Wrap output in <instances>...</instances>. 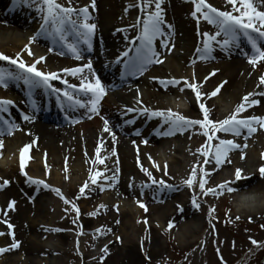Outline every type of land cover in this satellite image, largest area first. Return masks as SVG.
<instances>
[{"label":"bare ground","instance_id":"1","mask_svg":"<svg viewBox=\"0 0 264 264\" xmlns=\"http://www.w3.org/2000/svg\"><path fill=\"white\" fill-rule=\"evenodd\" d=\"M79 2V5L73 4V6L88 5L90 17L87 22L95 25L89 45L83 44L84 46H78V44L79 50L83 49L86 51L93 47H99L101 48L100 57L105 54L114 56L124 51L125 47L130 45L131 42L125 39L126 36L130 38L134 34L139 35L142 23L138 25L137 22L138 20L142 22V20L136 17V11H140L143 8V0H136L134 2L131 0H94V10L89 0H79ZM208 3L222 10H232L231 6L226 4V0H208ZM237 6L239 7V5ZM254 6L258 10H264V0H258ZM0 7L1 9L5 8L3 6ZM12 7L13 5L9 6V8ZM154 7V3L148 6L150 10H154ZM161 7L164 10L163 18L166 22L162 27L165 30L168 43L172 45L171 51L160 49L159 42L161 38L157 37L153 41V45L157 51L162 52L164 59L160 63L153 62L150 64L140 77L124 76L126 79L134 80L131 83L130 92L135 91L137 95V89H139L140 95L138 99L143 102L142 104L138 103V100H135L134 106H131L129 101L121 106L120 102L123 100L124 95L122 97L121 95L116 96L115 84L112 77L113 71L108 67L104 75H101L103 81H100L106 91L103 96V102L98 109V114L88 112L87 108H80L78 106L71 108L69 105L63 113L59 114L55 112L53 114V106L50 105L47 111H43L41 107L38 110L36 109L38 115L39 112L41 113L40 116L42 118H40V122L25 125L19 123L16 113L19 110L27 108L34 110L32 105L33 103H38L39 93L43 91V88L29 89L21 80H9L6 86H0V96L14 102L12 105L7 106L10 113L7 112L4 116L9 121H15L19 125L18 129H13L11 135L5 134L2 137V147H5V150L4 157L0 160V183L4 179H7L9 183L0 188V216L5 215L11 218L12 221H16L17 224L24 220L26 222L29 212H39V208L37 207L36 210V205H34L35 202L37 203L38 198H47L45 195H49V193H51V196H55L49 188H44L42 185L38 188L35 184L26 183L27 178L22 174L20 169V150L22 148L20 146L16 147L19 141H22L23 147L26 144H31L29 149L30 159L27 160L24 171H27L28 175L33 178L45 180L52 188L60 189L63 197H66L70 203H72V198H75L81 208H84L81 211L84 212V216L82 214V217L86 222L89 221L87 220L88 218L97 215L96 212H105L107 224L110 226L108 229L119 228L123 235H126L125 243L127 244L130 235L128 233L129 230L135 236L137 234V230L134 229L135 222H137L140 216H144L151 224L148 222V229H145L146 231H138V234H146L145 232H148L154 238V242H156L158 240V237L155 238L158 234V222L159 224L164 223L167 229L177 228L181 234L182 241L188 242L192 232L190 225L195 220L194 209L192 208L193 195L190 194L186 197V195L180 193L181 191L174 190L179 186H186L184 181L187 179L181 174L186 167L180 160L167 163V175H165L163 171L165 164L160 166L162 170H157L155 166L151 165L150 162L152 160L149 159V155L154 157L159 148L168 146L167 140H164L166 135H157L153 130L157 129L163 133L169 128V124L164 122L163 117L149 118L147 114H139L138 112H133L134 119L129 118L125 106L128 108L147 107L148 109L166 110L168 107L160 103L162 98L187 94L188 96L191 95L193 99L188 100V110L186 112L180 111L179 113L190 118H201L202 113L198 107V101L194 98V91L187 88L183 92L179 91V88L183 87L187 82L181 80V84L178 86L170 85L164 88L158 80L150 79V77L189 79L190 76L187 75L188 66L194 65L192 67L194 69V79L191 78L192 83H197L202 93H211L217 86L222 85L217 95L211 98L204 96L201 102H206L210 109L211 118L224 119L232 114L236 107L243 102L245 95L253 92H264V84H260L258 79L261 73H264V61H257L255 67L249 63L246 64L244 60L246 59L245 54L250 52V46L245 44L233 46L226 52L214 46L209 58H199L200 54L196 50L198 47H202L203 39L199 34L215 32L217 30L215 26L202 18L199 21H195V17L192 16V12L195 11L193 0H163ZM25 8L36 12V9L30 4L25 5ZM1 12L0 46H5L7 52H11L10 47L21 45L25 38L24 36L15 35L10 30L16 29L21 31L30 28L31 23L25 20V16L16 12H10L9 10L6 13ZM197 15L200 16V13H197ZM129 25H137V27H128ZM168 25H171V29L168 28ZM121 29H126V31H121ZM135 42L139 43L138 40ZM49 44L51 47L56 45L50 42ZM242 50L245 54H242ZM33 51L35 50L33 49ZM4 54L13 58L17 55L15 53ZM60 54H63V52L49 55L46 62L47 65L49 64V71H56L60 76H63L64 73L59 72V70L68 67L69 63H65ZM38 56L39 54L37 53L35 58ZM221 57L224 58V62L217 60ZM98 59V57L95 58L91 54L88 58L79 62L78 65L90 63L91 69L95 67ZM117 63H123V60ZM0 68L13 72L17 71L4 60H0ZM86 69L89 70V68L85 67L82 69V73L77 76L65 74L64 78L68 77L69 82L76 85L82 82L81 76L86 77L88 80L97 79L92 77L88 70L84 71ZM248 74L250 75L249 79L246 77ZM76 92L79 94L77 97L83 100V93ZM221 97L228 98L230 102L228 104L227 100L222 99L224 107L227 108L222 114L218 110L219 105L214 102L215 98L218 100ZM255 98L259 99L260 103L247 108V111L241 113L242 116L264 115V96H257ZM88 99H90V94L87 97ZM72 118H75V122H73ZM105 119L108 121L110 132L105 131ZM128 120H133L134 122L131 124L125 123ZM133 126L138 127L139 135L136 134V136L131 137ZM22 130L27 131L26 136L21 134ZM203 132V129L199 131L186 129L183 132L173 130L172 134H169L174 140H196V143L190 150H184L186 151V155L192 152V154L200 156L196 157L195 161L188 163L189 168L192 171L195 168L196 172L202 170L197 164L200 159H204L202 153L205 148L211 152L214 149L208 147V145L218 143L215 139L212 142H208L207 136ZM113 135L115 136V140H113ZM216 135L221 138H233L230 133H217ZM142 139H145L146 143H141ZM235 139L242 147L231 150L227 157V160L230 162L223 163L220 168L210 173V178L204 177V179L210 184L209 187L213 188L223 181L234 182L232 187L236 190L228 192V195L229 197L234 196L233 201L238 206L239 211L242 212L241 219H249L251 217V220L254 222L262 220L264 219V176L261 175L259 169L261 166H264V129L258 127L257 131L246 140L243 136L236 137ZM256 141H258L257 144H255ZM197 149H201V151L197 152ZM97 150H99V157L97 156ZM241 151L244 153L243 157H241ZM156 163H159V161H156ZM141 165H143V169L152 171L153 176L157 180L163 177L168 184L174 187L161 189L159 184H152L151 178L142 169ZM237 168L242 170V176L248 178L236 180L233 174ZM229 172H233V174ZM97 173H99V176H97L96 183L89 184L91 191L86 189L84 193H81L79 191L80 187L85 182H89ZM113 175L117 177L115 181L111 180ZM98 186L100 189H107L106 192L109 190L111 195L109 199H100V202L93 204L94 197L98 194L96 190ZM207 188L205 189L207 190ZM171 190H174V195ZM144 191L147 197L140 198L137 201L142 202L145 207H140L138 210L136 208L132 209L131 205L128 204L129 201H132L136 195ZM252 193L261 196L259 198L252 196L250 195ZM221 197L227 198V193L225 195L222 194ZM54 198L52 201L59 202L60 200L61 203L64 202V199L59 195ZM10 200L15 201L13 208H7ZM24 200L27 202H23ZM91 204L94 206H90ZM63 209L66 208L61 207L60 210H57V213L66 212L67 217H71L69 212ZM89 213H94V215H89ZM175 220L180 222L175 224ZM170 222L172 223V227H169ZM35 226L37 225H21L19 231H14V234L20 236L21 239L25 238L24 242L27 243V248L24 251L28 255L22 254L23 257L18 256L15 259L5 261L3 253L0 254V264L37 263L36 259L38 260V258L34 256V253L38 252L39 249H37L34 240L37 239L39 229L37 228L38 226ZM63 227L64 224L60 223L59 228ZM42 228L47 229L46 226ZM5 232L7 233V230H3V228L1 230L0 226V233ZM29 232H34V240L31 238L28 242V238L24 237V234ZM59 237L63 241L67 238L64 235ZM159 247L149 251V256L145 253L147 259L148 257L150 258L149 261L154 262L156 258L159 259L161 257L162 249L160 248L162 246ZM107 249V254L101 251L98 256L94 257V260H89V264H138V261L142 257L135 253L134 250H113L112 246L109 245ZM44 252H47V250H44ZM101 255H104L102 261L99 259ZM108 256H115L116 261L111 263V261H108L111 257L108 258ZM38 263L41 264V262Z\"/></svg>","mask_w":264,"mask_h":264},{"label":"snow or ice","instance_id":"2","mask_svg":"<svg viewBox=\"0 0 264 264\" xmlns=\"http://www.w3.org/2000/svg\"><path fill=\"white\" fill-rule=\"evenodd\" d=\"M25 3L30 4L36 9L37 16L39 18V27L34 34L36 37L39 36H48L52 39L53 43L62 44L63 47L67 48L69 52L76 58H80V50L78 44L80 41H83L85 45H89L90 38L93 34L95 25L93 23L87 22L89 19V6L83 5L80 7L73 6V0H67V4L59 3L58 0H24ZM195 3V11L192 12V16L196 17L197 21L201 18L207 21L209 24L215 26L217 29L215 32H204L200 33L203 37L202 47L197 48V53L200 54L199 58L207 59L210 57L212 48L219 47L222 51H227L233 46H237L240 39L243 38L246 41L247 45L250 46V52L245 54L242 50V54L246 55V59L249 64L255 67L257 61H264V10H258L255 7V3L258 0H226V4L230 5L232 10H222L215 7L211 3H208V0H193ZM15 3V0H14ZM89 3L92 5L94 10V0H89ZM154 3V10L145 11L144 18L141 21L138 20V25L142 23V28L137 37L131 38V43L129 46L125 47V50L120 52L118 56L115 57V61L120 62L121 57H123V70L121 76H138L143 73L146 68L152 64L160 63L164 57L161 51H157L156 47L153 45V41L160 37L159 47L162 50L171 51L172 45L167 41L165 30L162 27L166 22L164 21V10L161 7L163 0H143V8L147 9L149 5ZM239 5V7L237 6ZM197 13H200V16H197ZM238 13V14H234ZM128 27L135 28L137 25H129ZM168 28L171 29V25H168ZM121 31H126V29H121ZM69 32L73 33L77 40H73L69 43L65 37L69 35ZM219 37V38H218ZM125 39H129L127 36ZM139 41L137 44L135 41ZM32 42V37L29 38V43ZM167 45V47H165ZM25 50L29 56H34L35 54L31 49L26 45ZM52 48H49V51H52ZM214 58V57H213ZM44 56L36 58L32 63H27L22 59V54L18 53L15 58L9 57L8 55L0 52V60L9 61L11 64L15 65L17 71H8L5 68H0V86H6L9 80H22L24 85L29 89L43 88L46 91L51 90L53 94H57V100H60V95L63 94L64 97L70 102L69 107L75 108H87L88 112L93 114H98L99 101L105 95V87L102 86L99 79L88 80L86 77L81 76V83L79 85L71 84L69 85L66 79H63L58 72L56 71H44L41 68H38L37 65L45 61ZM90 69V63L84 65H78L75 67H65L60 69L59 72L65 74H70L72 76H77L81 73L83 68ZM94 76V73H93ZM150 79H156L159 83L167 88L168 86H178L181 84V79L177 78H168L161 79L158 77H150ZM186 79V78H183ZM260 84H264V73H261L259 76ZM55 80H62L64 85H67L66 88H57L52 83ZM223 83V82H222ZM222 86V85H221ZM217 86L211 93H202L200 87L197 83L187 82L183 87L179 88V91L183 92L185 88L191 89L194 91L196 100L198 101V107L201 110V118H190L179 112H174L171 109H148L147 107L143 108H126V112H138L139 114H147L149 118L152 117H163L164 122L169 124V128L163 133L159 132L157 129L153 131L157 135H169L172 134L173 130L183 132L186 129H195L199 131L203 129V134L207 136L208 142L213 141L214 139L218 143L214 145H208V147L213 148V151L205 150L202 155L204 157L203 164L211 165L207 169H203L202 165L200 166L203 171L204 177L210 178V173L220 168L221 165L225 162H230L227 160L228 153L234 149H240L242 145L236 141V137H242L246 140L253 133L257 131V128L264 129V115L262 116H247L244 117L241 113L247 111V108L258 105L260 103L259 99H256L257 96H264V92H253L248 93L243 97V102L240 103L235 111L225 117L224 119H213L210 115V109L207 106L206 102H201L204 96L211 98L212 96L217 95L220 91V87ZM79 89L85 96L90 94V99L82 100L77 96H74L72 92L68 89ZM139 89H137V100L138 103L142 104V101H139ZM14 102L9 99L0 98V147H2V137L3 135H11L13 129H18L19 125L15 121H9L3 113L8 112V105H12ZM34 106V104L32 105ZM20 117L22 120H29L31 118L30 114L26 115L21 112ZM75 122V118H72ZM102 119H104L102 117ZM133 120L125 121V123L131 124ZM105 131H111L108 128V121L104 120ZM246 130V131H244ZM217 133H230L233 138H221L217 136ZM135 134L139 135V130L137 129ZM113 140L115 136L113 135ZM34 143V141H33ZM135 143V141H133ZM141 143H146L145 139L141 140ZM207 144V142H206ZM246 146V145H245ZM31 144H26L20 150V169L22 174L27 178L26 183L35 184L43 186L44 188H49L52 191L56 192L57 195L61 196L64 199L65 203H70L66 197H63V193L60 189L52 188L45 180L33 178L28 175L27 171H24L26 167L27 160L29 157V149ZM204 147V146H202ZM201 149H197V152H200ZM244 153L241 151V157ZM97 156L99 157V150H97ZM210 157V158H209ZM151 160V156L149 155ZM214 161V164H213ZM102 162V161H101ZM157 170H161L160 165L155 161H152ZM47 167V165H46ZM143 169V165H141ZM167 164L165 163L163 171L167 175ZM146 171L147 175L151 178L152 184H159L161 189L163 188H173V185L168 184L163 177L159 180L153 176L152 171L148 169H143ZM118 171V170H117ZM262 176H264V166H261L259 169ZM97 176H93L89 182H85L79 189L81 193H84L86 189L91 191L89 184H95ZM234 176L236 180L247 179L248 177L242 176V170L237 168L234 171ZM197 177L196 169L194 168L191 174V178L184 181L186 185L191 187L194 183V178ZM117 179L116 175L111 177L112 181ZM9 183L7 179H4L0 183V188H3ZM232 181H223L219 183L215 188L208 187L205 191L207 180L200 178L196 180V184L201 190L202 195L213 194L217 195L220 192L227 191L232 192L236 189L232 187ZM141 207L145 205L137 201ZM192 203L194 206L199 207L195 195L193 196ZM15 204L14 200H10L7 208H13ZM72 207L75 209L77 214H79L80 209L77 205L72 204ZM103 207V205H101ZM179 208V206H178ZM67 211V209H65ZM211 211V210H210ZM89 215H94V213H89ZM239 219V217H237ZM251 220V217H249ZM76 223L75 220L72 221ZM4 223H8L7 220ZM145 223L147 220L145 219ZM9 229L13 226L8 224ZM169 227H172V223H169ZM261 227H264L262 225ZM47 231H58L60 229L48 228ZM96 231H99L97 229ZM11 234V233H10ZM80 234H83L82 232ZM3 235V233H0ZM119 239V237H117ZM251 243L258 247H264V243L258 242L255 239L250 238ZM20 242L15 240L13 235V243L6 247H0V254H3L6 251H11L16 249L19 246ZM234 246V242H233ZM77 247H79V241H77ZM101 251L104 254H107V245H105ZM219 253V250H217ZM83 256V253H80ZM95 259V258H93ZM99 259L102 261L104 255H101ZM150 259V258H149ZM222 259V257H221Z\"/></svg>","mask_w":264,"mask_h":264},{"label":"rangeland","instance_id":"3","mask_svg":"<svg viewBox=\"0 0 264 264\" xmlns=\"http://www.w3.org/2000/svg\"><path fill=\"white\" fill-rule=\"evenodd\" d=\"M131 1L134 2L136 0ZM58 2L67 4V0H58ZM73 4L79 5L80 2L79 0H73ZM147 10H150V8L144 9L143 11H136V17L143 20L145 11ZM36 21H38V19H36ZM195 21H197L196 17ZM22 33L25 37L27 35V37L22 41L21 45H19L20 47L12 46L10 47V50L12 51L7 52V48L5 46H0V52L7 54L21 53L23 60L30 63L32 60L34 61L35 55L40 51L35 49L36 45L32 43L33 41L29 43L30 34H27V32ZM26 45L35 54L34 56L28 55L25 50ZM33 49L35 51H33ZM217 60L219 62H224V58L222 57ZM193 66H188L187 75L190 77L189 79H181L183 82H192V79H194V69H192ZM246 77L249 79L250 75L248 74ZM191 98L192 96H188L187 94L169 96L162 98L160 103L165 107H168L166 110L171 109L174 112H186L188 110V100ZM222 99L227 100V103L230 104L228 98L221 97L218 100L217 98L214 99V102L219 105L218 110L221 114L227 109L224 107ZM164 140H167L169 147L166 151L155 154L154 157H151L154 159L151 160L155 162L159 161L158 164L160 166L165 163L167 164L180 160L186 167H184L185 169L181 172V174H183L186 179L191 178L192 170L189 168L188 163L190 161H195V158L200 156L197 154L194 155L192 152L189 155H186V151L184 150H190V148H192V146L196 143V140H174L169 135H166ZM257 143L258 141L255 142V144ZM20 148H22L21 145ZM151 165L154 166L153 163H151ZM201 165L203 169H207L209 167V165L203 164L202 159H200L197 166L200 167ZM229 173L233 174V172ZM200 178H204L202 170L197 172V177L194 178V183L191 187L186 185L184 187L179 186L174 189L175 191H181L180 193H183L186 197L190 194L193 196L195 195L199 205V207L194 205L192 206L194 209L193 212L195 220L191 222L193 223L190 225V230H192V232L191 236H189L188 242L186 243L182 241L180 236L181 234L177 228L167 229L164 223L159 224L157 222L158 234L155 238L158 237V240L156 242H154V238L150 236V233L148 232H145L146 234H138V231H146L149 226L148 222L150 224L151 222L148 221L147 218H144V216H137L139 218L137 222H135L134 228L137 230V234L134 236L132 231L129 230V241H127L128 243L126 244V235H123L119 228L108 229L110 226L107 224L105 212H96L97 215L92 216V218H88L87 220L90 222H86V220L82 217V214L84 216V212L81 211L82 208L75 198H72V203H61L59 199V202L52 201L55 199L54 197H58L57 193L52 191L55 196L52 195V197L50 195L51 193H49V195H45L47 198L41 197L37 199V203L35 202L34 205H36V210L37 207L39 208V212H31L32 214L29 212L26 217V222L24 220L23 222L17 224L16 221H12L11 218H8L5 215L0 216L1 230L2 228L3 230H7V233L5 232L3 235H0V246L2 245L1 247H6L7 245L13 243V235L15 240L20 242L16 249L4 252L3 255H5V261L8 259H15L18 256H22V254L28 255L24 251L25 248H27V243L24 242L25 238H22V240L20 236L14 234V231H19L21 225L27 226L36 224L38 227H35L39 229L36 240L33 239L34 232L24 234V237L28 238L27 241L29 242L32 238L35 241L37 249H39L38 252L34 253V256L38 258V260L36 259V264H39L38 262H41V264H89V260H94L93 258L101 253V249L105 245L112 246L113 250H134L135 253L142 256L138 261V264H264V247L253 245L250 240V238H252L258 242L264 243V227H261L264 225V219L255 222L247 218L241 219L242 212L239 211L238 206L235 205L233 201L234 196L229 197L228 192H220L217 195H213L211 193L202 195L201 190L196 184V180ZM209 186L210 184L207 183L206 187ZM96 190L98 194L94 197L93 204L100 202V199L110 198L109 196L111 193L109 190L106 192L107 189H100L99 186L96 187ZM174 190H171L173 195ZM226 193L227 198H222V194L225 195ZM141 194L142 196H140ZM143 195H146L145 191L136 195L132 201H129L128 204L131 205L132 209L136 208L138 210L141 207L138 202L136 203V201L140 200V198L147 197V195ZM250 195L258 198L261 196L256 193H252ZM23 202L26 203L27 201L24 200ZM72 204L79 207V214H77L75 209L72 207ZM93 204L90 206H94ZM61 207L66 208L71 217H67V213L63 211L65 209L62 210L64 213H57V210H60ZM82 210H84V208ZM137 210L134 211L138 212ZM236 216H238L239 219H237ZM145 219L147 220V223H145ZM5 220L8 221L7 224L4 223ZM73 220H75L76 223H73ZM190 220L192 219L190 218ZM179 222L180 221L175 220V224ZM60 223L64 224L63 228H59ZM8 224H11L13 227L9 229ZM41 225L46 226L47 229L53 227L60 230L47 231L42 228L44 226ZM97 229H99V231H96ZM81 232L83 234H80ZM217 232L219 233L217 234ZM61 235L67 237L64 239L65 241L60 239L59 236ZM117 237H119V239H117ZM77 241H79V247H77ZM129 244L131 245L129 246ZM159 246L162 247L160 248ZM158 247L162 249L161 257L159 259L156 258L154 262L149 261V257L147 259L146 255L149 256V251ZM44 250H47V252H44ZM217 250H219V253ZM80 253H83V256H81ZM108 258H110L108 261H111V263L116 261L115 256H108ZM29 264H32V262Z\"/></svg>","mask_w":264,"mask_h":264}]
</instances>
